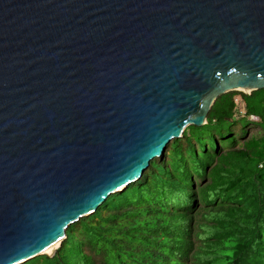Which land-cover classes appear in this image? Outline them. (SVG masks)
I'll return each mask as SVG.
<instances>
[{"label":"water","instance_id":"95a60500","mask_svg":"<svg viewBox=\"0 0 264 264\" xmlns=\"http://www.w3.org/2000/svg\"><path fill=\"white\" fill-rule=\"evenodd\" d=\"M263 88L264 0H0V264L53 256L222 94Z\"/></svg>","mask_w":264,"mask_h":264},{"label":"trees","instance_id":"16d2710c","mask_svg":"<svg viewBox=\"0 0 264 264\" xmlns=\"http://www.w3.org/2000/svg\"><path fill=\"white\" fill-rule=\"evenodd\" d=\"M24 264H264V88L222 94L53 256Z\"/></svg>","mask_w":264,"mask_h":264},{"label":"bare ground","instance_id":"6f19581e","mask_svg":"<svg viewBox=\"0 0 264 264\" xmlns=\"http://www.w3.org/2000/svg\"><path fill=\"white\" fill-rule=\"evenodd\" d=\"M246 91H250L249 89H246ZM61 240L62 238H59L55 243H53L52 245H50L46 251L49 253L54 252L56 249H58L61 245Z\"/></svg>","mask_w":264,"mask_h":264},{"label":"rangeland","instance_id":"374dc122","mask_svg":"<svg viewBox=\"0 0 264 264\" xmlns=\"http://www.w3.org/2000/svg\"><path fill=\"white\" fill-rule=\"evenodd\" d=\"M238 98H240V96H238ZM255 126V125H254ZM251 130V133L252 132H256V130H257V128H252V129H250Z\"/></svg>","mask_w":264,"mask_h":264},{"label":"built area","instance_id":"2783aa9c","mask_svg":"<svg viewBox=\"0 0 264 264\" xmlns=\"http://www.w3.org/2000/svg\"><path fill=\"white\" fill-rule=\"evenodd\" d=\"M252 118H253V119H257V117H256V116H252Z\"/></svg>","mask_w":264,"mask_h":264}]
</instances>
